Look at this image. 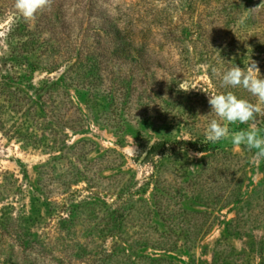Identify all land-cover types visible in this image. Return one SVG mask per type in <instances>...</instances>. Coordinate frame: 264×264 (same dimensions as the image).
<instances>
[{
    "label": "rangeland",
    "instance_id": "rangeland-1",
    "mask_svg": "<svg viewBox=\"0 0 264 264\" xmlns=\"http://www.w3.org/2000/svg\"><path fill=\"white\" fill-rule=\"evenodd\" d=\"M58 3L65 26L52 31L51 11L26 22L15 0H0V264H86L68 261L79 246L95 261L114 248L105 264H264V159L253 160L255 149L229 136L213 143L215 153L147 157L157 140L206 142L213 119L230 133L264 136V115L228 123L208 103V94L228 91L261 103L222 76L255 61L264 78V0ZM105 18L126 20L124 37L152 60L155 100L107 76L93 86L73 63V43L101 34ZM163 96L176 102L170 113L156 106ZM116 185L134 190L133 222L105 239L98 229L114 198L104 191Z\"/></svg>",
    "mask_w": 264,
    "mask_h": 264
},
{
    "label": "trees",
    "instance_id": "trees-1",
    "mask_svg": "<svg viewBox=\"0 0 264 264\" xmlns=\"http://www.w3.org/2000/svg\"><path fill=\"white\" fill-rule=\"evenodd\" d=\"M95 3L91 2V10H93ZM97 10V6H96ZM105 16V13H101L100 17ZM49 20L46 21L47 27L50 30L54 31L62 24L65 26L64 20L66 14L61 3L53 5L50 12ZM94 21L98 16L92 15L90 17ZM107 22L101 26V34L93 35L89 41L86 38L81 39L82 42L86 43H73L70 53L74 59V64L82 67L87 71L89 76H92L90 84L96 86L98 84H103V76H107L112 81V84L115 86L117 81L121 82L123 87L133 86L140 90V97L144 96L147 99V102L155 100V95L162 94L160 90L156 91L152 88L154 83H156V76L153 72V62L149 59L148 55L145 54L143 50H140L135 43H130V40L127 39L125 35V30L128 27L127 21L123 20V26H118L117 24L111 22L109 19L105 18ZM60 30V29H59ZM126 36V37H124ZM41 39V38H39ZM39 41V40H38ZM61 46H57L52 49V53L56 56L55 58H61ZM84 74V73H83ZM84 74V75H87ZM114 86L111 88L115 89ZM123 93V92H121ZM174 94H172V98ZM164 102V103H163ZM163 102L156 103V106H163L167 113H170L173 109V105H176L175 101H171L169 98L163 96ZM111 103L114 105L117 103L116 98L113 97ZM181 148L185 150H193L201 153H210L216 152L219 147H217L212 142H197L192 140H178L176 138H166L157 140L154 142L147 151V157L153 162L155 159L171 157V153H177ZM118 189L114 191H104L107 195L114 198L112 200L113 211H107L106 217L102 218L100 221L106 219L107 222L98 229L103 238H113L118 239L119 234L117 231L121 226L124 225V230L120 231L121 234L124 233L126 227L132 223L131 213L132 208L136 200L134 196V190L129 189L126 186H118ZM141 201L140 199L137 202ZM157 205V204H156ZM64 213L60 214L61 222L63 223V228H66L67 222L70 218L64 217ZM70 212H67L66 216L68 217ZM144 215H149L151 213L150 208L146 205L144 209ZM89 223V221L87 222ZM86 223V224H87ZM110 224V225H109ZM109 225V227H108ZM108 227L107 231L106 228ZM96 230L90 226V230ZM115 233L116 237L113 235ZM126 238V237H125ZM125 241V240H123ZM82 247L71 248L67 254L68 261H73L79 256L85 257L86 264H105V260L110 256L113 250L109 253L106 250H103V254L100 255L99 260H94V256L91 255L90 251L81 252ZM81 252V253H80Z\"/></svg>",
    "mask_w": 264,
    "mask_h": 264
},
{
    "label": "clouds",
    "instance_id": "clouds-1",
    "mask_svg": "<svg viewBox=\"0 0 264 264\" xmlns=\"http://www.w3.org/2000/svg\"><path fill=\"white\" fill-rule=\"evenodd\" d=\"M54 0H15L14 7L19 15L26 21H34L38 14L51 11ZM222 85L225 87H243L251 95L258 98L260 104H253L245 99L238 98L233 92L208 94V103L211 111L228 123H248L258 114L264 115V78L260 76V69L255 61H250L244 68L234 66L222 76ZM231 137L234 145H244L249 150L255 149L253 160L264 159V136L257 129L250 128L237 132H229L224 123L213 119L206 132L209 142L217 143ZM202 156V153H195Z\"/></svg>",
    "mask_w": 264,
    "mask_h": 264
}]
</instances>
